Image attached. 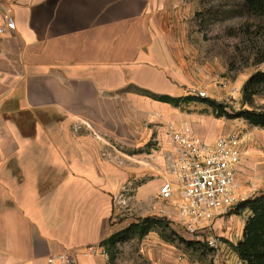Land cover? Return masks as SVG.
Returning a JSON list of instances; mask_svg holds the SVG:
<instances>
[{
    "label": "crops",
    "instance_id": "0c3cea01",
    "mask_svg": "<svg viewBox=\"0 0 264 264\" xmlns=\"http://www.w3.org/2000/svg\"><path fill=\"white\" fill-rule=\"evenodd\" d=\"M151 10L152 0H0V26L6 15L16 22L0 34V264H46L62 250H71L76 264H110L101 242L115 230L116 188L98 156L106 139L92 133L115 125L129 88L181 96L170 56L151 37ZM140 95L168 111L170 104ZM181 118L176 123L187 119L209 142L237 133L210 131L203 116ZM165 141L162 178L150 182L156 192L171 179L166 156L173 148ZM252 143L247 138L243 148ZM249 151L254 160L258 151ZM243 157L238 181L241 170L256 180ZM151 205L161 215L163 204ZM158 243L152 264H242L229 242L192 260ZM89 246L101 251L87 256Z\"/></svg>",
    "mask_w": 264,
    "mask_h": 264
},
{
    "label": "rangeland",
    "instance_id": "374dc122",
    "mask_svg": "<svg viewBox=\"0 0 264 264\" xmlns=\"http://www.w3.org/2000/svg\"><path fill=\"white\" fill-rule=\"evenodd\" d=\"M148 26L151 37L170 56L167 68L181 96H192L191 90L198 88L205 90L208 98L223 104L229 114L250 108L241 102V88L251 74L264 70V63H255L257 52L264 48V17L252 15L244 0H152ZM128 91L123 92L122 104L117 107L115 125L96 130V135L92 133L106 139L104 151L100 150L98 156L104 162L108 182L116 188L111 226L115 228L113 234H121L122 238L109 249L108 258L114 255L109 263L152 264L158 257V241L173 245L174 248L168 247L171 253L179 252L190 260L200 257L211 248L205 244L194 248L179 241L190 240L182 225L185 221L177 216L176 205L181 202L179 185L172 184V199L164 202L150 183L162 178V150L167 146L164 127L178 122L182 116L197 115L205 117L210 122L205 126L217 134L225 129L246 133L254 144L247 145L242 162L250 160L251 167L245 169L250 174L259 173L255 180L243 177L246 173L241 170L239 186L248 190L243 193L247 198L264 188V128L251 126L243 118L217 117L211 107L196 101L169 105L168 111L153 109L152 101L142 99L135 88ZM262 106L264 96H255L252 108ZM250 148L258 151L254 160ZM152 199L163 204L161 215L152 213ZM231 212L213 220V235L219 243L242 238L241 228L250 212ZM148 216L164 219L171 225L157 224L144 236L129 229ZM169 234L176 237L166 241Z\"/></svg>",
    "mask_w": 264,
    "mask_h": 264
},
{
    "label": "built area",
    "instance_id": "2783aa9c",
    "mask_svg": "<svg viewBox=\"0 0 264 264\" xmlns=\"http://www.w3.org/2000/svg\"><path fill=\"white\" fill-rule=\"evenodd\" d=\"M16 22L10 15L4 18L0 34L14 30ZM194 96L207 98L203 89L193 88ZM173 151L166 156L171 179L159 187V197L171 201L173 183L179 185L181 202L176 205L177 216L185 221L183 228L189 239L210 248H217L218 238L213 235V220L232 211L247 198L238 196L237 165L245 154L246 133H229L209 142L194 132L188 121L168 123L164 127ZM101 251L96 246L85 248V255H96ZM46 264H76L71 250H62L47 256Z\"/></svg>",
    "mask_w": 264,
    "mask_h": 264
},
{
    "label": "trees",
    "instance_id": "16d2710c",
    "mask_svg": "<svg viewBox=\"0 0 264 264\" xmlns=\"http://www.w3.org/2000/svg\"><path fill=\"white\" fill-rule=\"evenodd\" d=\"M244 4L252 15L260 18L264 17V0H244ZM255 63H264V48L257 52ZM138 91L140 94L150 97L153 100L168 103L173 106H180L182 103L196 101L211 107L213 113L217 117L243 118L251 126L264 128V106L259 107V109L252 108L255 96H264V70H258L251 74L242 85L241 102L242 104L249 105L250 108L239 110L233 114H229L223 104L208 97L201 98L194 95L176 97L158 95L142 89ZM243 210H248L250 216L244 224L242 239L235 244L229 243V245L242 264H264V188H262L257 195L239 202L231 213L237 214ZM162 222L167 227L171 225V223L166 222L164 219L148 216L139 220L136 225L129 229L139 231V234L144 236L152 231L157 224H161ZM169 229L172 230L171 228ZM172 237H176L175 234L167 235L165 237L166 241H171ZM121 238V234L116 233L101 242L107 255H109L111 251H109V249L116 247L117 242L120 241ZM179 241L190 247L200 245L198 242L191 240L186 241L182 238H179ZM113 256V254H110L109 262L112 261Z\"/></svg>",
    "mask_w": 264,
    "mask_h": 264
}]
</instances>
